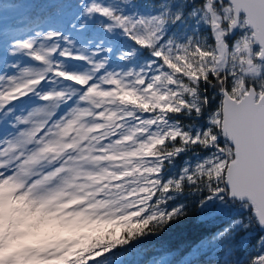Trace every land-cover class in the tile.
Listing matches in <instances>:
<instances>
[{
	"label": "snow or ice",
	"instance_id": "6c2138e0",
	"mask_svg": "<svg viewBox=\"0 0 264 264\" xmlns=\"http://www.w3.org/2000/svg\"><path fill=\"white\" fill-rule=\"evenodd\" d=\"M38 7L62 26L7 45L27 63L0 70V202L47 222L5 228L0 264H113L193 211L227 222L152 264H264V0Z\"/></svg>",
	"mask_w": 264,
	"mask_h": 264
},
{
	"label": "trees",
	"instance_id": "16d2710c",
	"mask_svg": "<svg viewBox=\"0 0 264 264\" xmlns=\"http://www.w3.org/2000/svg\"><path fill=\"white\" fill-rule=\"evenodd\" d=\"M46 2L47 0H0V5H6V7L0 8L2 11L18 6H26L22 18L19 21L13 20L7 25L8 29L5 28L3 32H0V44L5 51H7V45L11 42L13 36L24 37L35 29L62 26L61 21L47 17L42 9L38 7V5ZM71 2L79 3L80 0H71ZM10 31L12 34L8 33ZM7 54L8 51L3 56V59H0V70L5 65L3 60L6 62ZM218 103L219 98L217 97L214 99L213 104ZM183 159L185 157L178 160V165ZM226 222V218L223 217H209L208 221L205 222L193 211L180 224H172L158 234L149 235L139 242H133L129 246L118 247L109 256V259L113 261V264H152L153 259L162 249L175 250L181 253L187 251L201 239L209 236L214 229ZM257 239V232L250 233L245 241L246 247H244L243 251L234 255V259L246 260L249 255H254L259 250ZM220 258L221 254L218 251L210 249L208 254L201 258V261L202 264L204 261H210L214 264ZM34 264H47V261L37 260Z\"/></svg>",
	"mask_w": 264,
	"mask_h": 264
},
{
	"label": "rangeland",
	"instance_id": "374dc122",
	"mask_svg": "<svg viewBox=\"0 0 264 264\" xmlns=\"http://www.w3.org/2000/svg\"><path fill=\"white\" fill-rule=\"evenodd\" d=\"M25 9H26V6H18V7L11 8V10H8V12H5V14L0 13V17L3 19V24L5 21H9L10 19H13L14 17L18 16L23 11L25 12ZM1 18H0V21H1ZM6 52L7 51H5L3 46H1V44H0V59H3V56L6 55ZM17 58L19 61H23V62L27 63L26 58H24V57H17ZM3 63H5V65H4V68H5L7 63L4 62V60H3ZM34 100H35V98H33V101ZM24 103H25V105H27L29 102L25 101ZM18 108H19V111H17V113H16L17 115H19L24 110V108L20 105H18ZM12 130L13 129H12V127L9 126V124L0 122V135L11 134ZM1 204L3 205V209H2L3 212H2V215L0 217V235H2L5 231V228H7L9 230L10 234L15 229L16 230L15 234L17 236H22L25 234V232L19 230L21 225H23L25 228H34L39 223L47 222L45 220V218H39L34 222H26L24 220V218H22V217H20V218L14 217L12 214L11 208L10 207L6 208L5 205L3 204V202H0V207H1ZM4 217H5V221L2 224V222H3L2 220H4ZM48 219H52V218H48Z\"/></svg>",
	"mask_w": 264,
	"mask_h": 264
}]
</instances>
